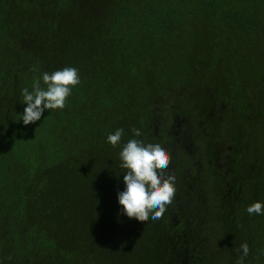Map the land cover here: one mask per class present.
Segmentation results:
<instances>
[{
    "label": "trees",
    "instance_id": "trees-1",
    "mask_svg": "<svg viewBox=\"0 0 264 264\" xmlns=\"http://www.w3.org/2000/svg\"><path fill=\"white\" fill-rule=\"evenodd\" d=\"M64 67V108L23 125L22 89ZM133 128L169 154L159 219L117 203ZM256 201L264 0H0V264H236L242 243L264 264Z\"/></svg>",
    "mask_w": 264,
    "mask_h": 264
},
{
    "label": "clouds",
    "instance_id": "clouds-1",
    "mask_svg": "<svg viewBox=\"0 0 264 264\" xmlns=\"http://www.w3.org/2000/svg\"><path fill=\"white\" fill-rule=\"evenodd\" d=\"M80 83L75 67H64L51 73H41L33 80L31 91H21L26 107L19 115L20 121L27 126L41 119L45 111L63 109L72 89ZM43 85V87L41 86ZM123 129H116L106 137V143L117 146L123 135ZM133 138L127 140L119 151L120 167L123 173L124 188L117 193L120 212L129 219L148 221L159 219L171 203L174 193V177L165 176L164 170L169 164V154L160 143H145L135 137L141 136L139 129H131ZM249 216L264 215V202L256 201L245 209ZM241 257L236 264H243V257L249 253L246 243L239 246Z\"/></svg>",
    "mask_w": 264,
    "mask_h": 264
}]
</instances>
